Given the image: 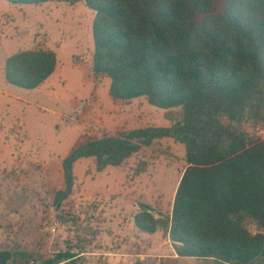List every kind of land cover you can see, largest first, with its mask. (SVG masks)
<instances>
[{"label":"trees","instance_id":"trees-1","mask_svg":"<svg viewBox=\"0 0 264 264\" xmlns=\"http://www.w3.org/2000/svg\"><path fill=\"white\" fill-rule=\"evenodd\" d=\"M5 1L83 2L96 16L93 70L110 78V96L181 110L169 128L75 147L63 161L66 190L55 207L70 195L78 161L92 159L102 172L156 140L172 138L184 145L187 163L172 215L156 220L143 205L135 228L161 230L179 258L264 264V139L258 134L264 126V0H225L219 14L215 0ZM55 69L53 52L23 51L7 61L5 75L9 84L33 90ZM86 253L67 249L44 264H78ZM13 257L0 250V264Z\"/></svg>","mask_w":264,"mask_h":264},{"label":"rangeland","instance_id":"rangeland-1","mask_svg":"<svg viewBox=\"0 0 264 264\" xmlns=\"http://www.w3.org/2000/svg\"><path fill=\"white\" fill-rule=\"evenodd\" d=\"M215 2V13H222L225 0ZM95 17L83 2L12 5L0 0V250L14 254L9 264H44L67 249L87 252L78 264H85L88 253L119 254L109 264L182 259L170 258L175 255L171 242L163 246L165 240H153L134 225L143 205L156 220L172 215L187 168L185 147L172 138L156 140L102 172L92 159L78 161L72 191L55 207L66 190L63 161L79 144L169 128L181 115L180 109H159L145 98L110 96V78L93 70ZM39 50L55 54L52 78L34 92L9 84L7 61ZM90 258L103 264L105 257Z\"/></svg>","mask_w":264,"mask_h":264},{"label":"crops","instance_id":"crops-1","mask_svg":"<svg viewBox=\"0 0 264 264\" xmlns=\"http://www.w3.org/2000/svg\"><path fill=\"white\" fill-rule=\"evenodd\" d=\"M54 75V73L44 82V83H42L39 87H37L36 89H33V90H30V91H32V92H34V91H37L38 89H40L44 84H46L51 78H52V76ZM149 237H151V239H153V240H159V239H161V240H165V242H163V243H161V245H168V243H170L171 241L169 240V238H167V237H165L164 236V234H163V232L162 231H157V232H155L154 234H152L151 236H149ZM171 250H172V252H174L175 253V250H174V247H173V245H172V243H171ZM101 256V257H105V258H103V261H104V263L103 264H109V260H111V258H116V257H120V256H117V255H119V254H111V253H104V254H97V253H88V257H87V261L85 262V264H93L92 262H93V258H90V257H93V256ZM142 257H144L145 255H141ZM122 257V256H121ZM164 256H157V259L159 260V261H162V259H164L163 258ZM108 258V259H107ZM110 258V259H109ZM171 259L173 258V259H179V257H178V255L175 253V255L174 256H171L170 257ZM120 261H122V260H120ZM124 261V260H123ZM144 260H141V262L142 263H144L143 262ZM187 261H189L188 260V258H186V259H181V260H179V261H177V262H173V263H171V264H195V263H192V262H187ZM201 262H199L200 264H203L204 262H203V260H200ZM108 262V263H107ZM214 263V262H213ZM145 264V263H144ZM205 264V263H204ZM208 264V263H207ZM215 264V263H214Z\"/></svg>","mask_w":264,"mask_h":264},{"label":"built area","instance_id":"built-area-1","mask_svg":"<svg viewBox=\"0 0 264 264\" xmlns=\"http://www.w3.org/2000/svg\"><path fill=\"white\" fill-rule=\"evenodd\" d=\"M258 134L261 136V135H264V132L259 130Z\"/></svg>","mask_w":264,"mask_h":264}]
</instances>
